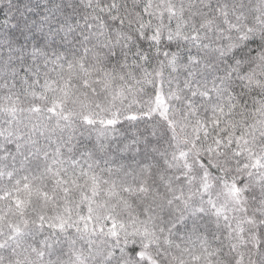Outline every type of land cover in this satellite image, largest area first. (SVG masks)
<instances>
[{
  "label": "snow or ice",
  "instance_id": "obj_1",
  "mask_svg": "<svg viewBox=\"0 0 264 264\" xmlns=\"http://www.w3.org/2000/svg\"><path fill=\"white\" fill-rule=\"evenodd\" d=\"M0 264H264V0H0Z\"/></svg>",
  "mask_w": 264,
  "mask_h": 264
}]
</instances>
